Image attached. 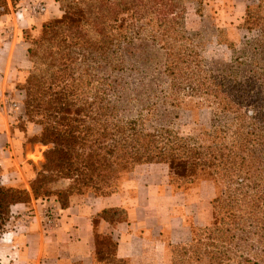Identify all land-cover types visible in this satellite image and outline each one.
<instances>
[{
  "label": "trees",
  "instance_id": "1",
  "mask_svg": "<svg viewBox=\"0 0 264 264\" xmlns=\"http://www.w3.org/2000/svg\"><path fill=\"white\" fill-rule=\"evenodd\" d=\"M183 2L59 1L64 16L42 26L28 49L32 69L17 86L25 93L27 121L41 126L39 139L50 146L31 189L36 200L53 198L67 209L73 197L119 193L123 178L142 165H168L186 182L208 171L224 186L213 201L214 221L199 228L191 243L176 245L171 264H264V47L248 78L211 82L185 26ZM7 7L0 0V17ZM263 10L264 0H258L245 28L264 39ZM135 34L162 50L175 94L210 95L220 112L231 115L230 141L204 145L167 127L150 131L142 117L120 114L113 85L105 80L100 86L93 62L108 63L118 44ZM61 181L66 186L55 189ZM30 202L27 190L0 181V236L11 207ZM99 217L117 226L128 221V212L105 209ZM94 239L96 264H130L117 256L111 234L95 232Z\"/></svg>",
  "mask_w": 264,
  "mask_h": 264
},
{
  "label": "rangeland",
  "instance_id": "2",
  "mask_svg": "<svg viewBox=\"0 0 264 264\" xmlns=\"http://www.w3.org/2000/svg\"><path fill=\"white\" fill-rule=\"evenodd\" d=\"M23 1L18 0V5L15 6L13 0H5L8 13L0 17V47L8 51V54L0 53V73L5 80L13 81L10 91L3 94L0 105L9 110L20 108L25 111V93L17 86L26 82L32 69L28 49L39 36L42 26L61 19L64 12L61 10L60 0H29L27 4L21 5ZM257 5L258 0H184L185 26L194 49L199 53L197 60L205 71L204 75L211 77V82L246 79L252 74L255 63L261 61L264 39L257 29L249 31L245 28L249 12L257 9ZM180 6L182 3H177V8ZM43 8L45 11H41ZM20 11L23 15L17 17ZM263 11L261 15L264 17ZM5 16L7 18L2 19ZM122 18L126 20L127 15ZM122 31L126 33L124 29ZM142 32V35L147 36L145 30ZM133 37L131 40L123 39L118 44L108 63L97 59L93 62V74L100 86L105 80L113 85L111 95L114 94L113 100L118 102L120 114L124 117H142L150 131L167 127L183 137L197 138L204 145L230 141L228 129L233 124L231 115L220 112L210 95H190L186 92L175 94L165 73L162 50L144 37H137L136 34ZM28 123L30 122L26 118L18 126L25 129ZM34 125L38 126L41 133V126ZM39 135L30 138L29 143L33 142L38 146L40 153L35 158L42 160V169L46 161L44 153L50 146L44 145ZM143 168L141 174L151 172L148 174L164 175L169 193L178 198L176 207L170 208V204L167 205L168 211L181 218L179 223L188 232L177 246L191 243L199 228L213 223V201L224 190L222 182L220 186L216 184L208 171H203L193 181L186 182L174 174L168 165ZM134 175H126L121 183L120 191H126L129 197L136 194L135 181L129 180ZM66 184L67 182L61 181L53 186L61 189ZM206 187L210 188L209 195L205 192ZM50 200L52 205L45 212L49 218L53 216L50 209L55 210V199L48 201ZM174 247L176 245L170 248L166 262L162 261V252L157 251L153 259L146 263L171 264Z\"/></svg>",
  "mask_w": 264,
  "mask_h": 264
},
{
  "label": "crops",
  "instance_id": "3",
  "mask_svg": "<svg viewBox=\"0 0 264 264\" xmlns=\"http://www.w3.org/2000/svg\"><path fill=\"white\" fill-rule=\"evenodd\" d=\"M19 15H23L22 11ZM6 50L0 47V53L8 54ZM12 86L13 81L5 80L0 73V103ZM18 109L0 105V181L8 187L27 190L31 202L11 207L7 231L0 236V264H96L95 232L111 234L118 242L117 256L130 264H147L157 251L162 252V261L166 262L170 248L182 242L188 232L179 223L181 218L168 211L178 205V198L169 193L164 175L141 174L143 167L163 164L136 168L135 177L129 179L136 185L133 197L126 191L109 197H73L67 209L53 201V216L46 217L52 201L36 200L31 189L32 180L42 170V160L35 158L40 151L29 139L38 136L40 130L32 123L21 129L18 123L26 116L24 110ZM209 191L206 187L207 195ZM111 208L126 209L128 221L112 226L99 217Z\"/></svg>",
  "mask_w": 264,
  "mask_h": 264
},
{
  "label": "built area",
  "instance_id": "4",
  "mask_svg": "<svg viewBox=\"0 0 264 264\" xmlns=\"http://www.w3.org/2000/svg\"><path fill=\"white\" fill-rule=\"evenodd\" d=\"M41 11H45V9L43 8V9H41Z\"/></svg>",
  "mask_w": 264,
  "mask_h": 264
}]
</instances>
